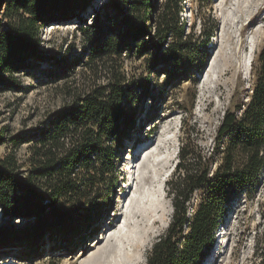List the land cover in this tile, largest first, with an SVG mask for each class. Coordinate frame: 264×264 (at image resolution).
<instances>
[{
  "label": "trees",
  "instance_id": "1",
  "mask_svg": "<svg viewBox=\"0 0 264 264\" xmlns=\"http://www.w3.org/2000/svg\"><path fill=\"white\" fill-rule=\"evenodd\" d=\"M93 1L0 0V93L22 91L21 73L41 61L53 68L47 75L54 81L78 61L45 55L40 30L55 24L82 30L91 61L143 59L147 73L163 74L167 82L187 81L203 66L217 23L196 14L199 32L186 27L180 16L185 0H165L160 7L155 0H107L99 8ZM251 65L248 101L224 112L210 151L197 144L198 131L183 128L178 159L165 182L171 220L145 264H199L225 206L264 172V45ZM148 76L125 80L115 73L111 83L52 111L32 132L0 127V144L26 143L29 150L26 167L13 152L0 157V219L6 221L0 223V247H34L30 256L45 238L70 246L83 237L98 195L115 176L116 150L134 129L133 108L147 96ZM195 192L200 202L189 215ZM19 219L26 225L9 223Z\"/></svg>",
  "mask_w": 264,
  "mask_h": 264
},
{
  "label": "rangeland",
  "instance_id": "2",
  "mask_svg": "<svg viewBox=\"0 0 264 264\" xmlns=\"http://www.w3.org/2000/svg\"><path fill=\"white\" fill-rule=\"evenodd\" d=\"M106 1L94 0L93 6L99 8ZM164 1L155 0L156 7ZM92 14L88 10L87 23ZM196 14L214 18L217 29L206 46L203 66L182 82H167L163 74L147 73L143 59L89 60L84 53L85 37L75 24L48 25L40 30L45 55L78 61L56 81L47 75L53 68L41 61L32 72L21 73L22 91L0 93V127L7 126L11 133L32 132L52 111L94 87L111 83L115 73L125 80L149 75L150 87L133 108L137 115L134 129L116 150L115 176L98 195L83 237L70 246H54L45 238L30 256L34 247H0V264H108L116 254V241L127 249L124 235L135 230L139 231L140 248L133 264L146 263L152 244L171 220L173 209L165 182L177 162L183 128L198 131L197 144L210 151L224 112L248 101L254 82L251 63L264 45V0H185L180 16L186 27L198 33L201 23ZM9 152L27 166L28 144L17 148L0 144V157ZM199 194L193 193L189 201V215L200 202ZM151 202L155 203V222L149 229L143 208ZM9 223L26 225L20 219ZM143 226L148 228L144 239ZM211 260V264H264V172L252 188L235 195L225 206L213 243L199 264Z\"/></svg>",
  "mask_w": 264,
  "mask_h": 264
},
{
  "label": "bare ground",
  "instance_id": "3",
  "mask_svg": "<svg viewBox=\"0 0 264 264\" xmlns=\"http://www.w3.org/2000/svg\"><path fill=\"white\" fill-rule=\"evenodd\" d=\"M162 185V183H161ZM155 203L151 202L148 204V206H145L143 208V218L146 225H148V228L150 229L155 222L154 219H152V212L153 207ZM145 225V226H146ZM143 226V239L145 235L147 234L146 227ZM139 231L135 230L134 232H131L130 234H125L124 238L127 242V249L123 248V244L120 240L116 241V254L113 256V258L110 259V263L108 264H133L136 259L138 258V250L140 248L139 243ZM212 260L209 262L211 264ZM107 264V263H106Z\"/></svg>",
  "mask_w": 264,
  "mask_h": 264
}]
</instances>
